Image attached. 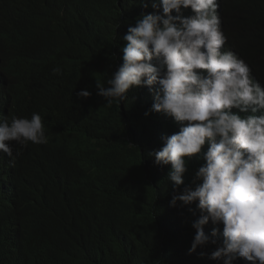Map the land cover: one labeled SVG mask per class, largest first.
<instances>
[{
  "label": "trees",
  "instance_id": "1",
  "mask_svg": "<svg viewBox=\"0 0 264 264\" xmlns=\"http://www.w3.org/2000/svg\"><path fill=\"white\" fill-rule=\"evenodd\" d=\"M222 7L228 44L264 85V0ZM144 9L141 0H0V114L11 105L39 113L48 139L20 148L14 166L0 162V264H223L210 259L216 245L189 254L197 217L169 206L171 165L148 155L165 131L178 132L175 120L145 115L146 88L110 107L97 95ZM81 90L92 95L80 100ZM197 156L185 184L203 164Z\"/></svg>",
  "mask_w": 264,
  "mask_h": 264
},
{
  "label": "clouds",
  "instance_id": "2",
  "mask_svg": "<svg viewBox=\"0 0 264 264\" xmlns=\"http://www.w3.org/2000/svg\"><path fill=\"white\" fill-rule=\"evenodd\" d=\"M141 2L144 13L123 36V62L107 86L97 80V95L110 107L114 100L125 101L131 88H146L153 103L145 115L175 120L178 132L165 131L160 150L148 155L158 166L171 165L169 206L187 207L197 217L189 254L211 244L212 260L264 264V85L230 45L222 51L227 39L222 2L221 21L217 0H154L150 7ZM53 74L61 79L63 71L56 66ZM91 95L76 93L80 100ZM29 142L48 143L40 114L19 113L12 105L2 109L0 162L14 166ZM196 154L203 164L185 184ZM206 225L213 228L211 236ZM219 235L222 242L213 239Z\"/></svg>",
  "mask_w": 264,
  "mask_h": 264
},
{
  "label": "bare ground",
  "instance_id": "3",
  "mask_svg": "<svg viewBox=\"0 0 264 264\" xmlns=\"http://www.w3.org/2000/svg\"><path fill=\"white\" fill-rule=\"evenodd\" d=\"M231 1H232L233 3H236L238 0H231ZM221 2H222V0H217V3H218V5H219L217 11H218V14H219V17H220V21H221V12H220V3H221ZM228 15H229L230 24H231V26H232V34H234V33L236 32V29H237V28L235 27V24H234V18H235V15H236V9H235L234 5H232V6L230 7V10H229V12H228ZM220 27H221V23H220ZM221 30H222V27H221ZM261 37H264V33H261ZM228 49H229V44H228V41H227V39H226V43H225V45L223 46L222 51H229ZM231 52L235 53V54L240 58L239 54H238L235 50H233V51H231ZM251 75H252V77H255L254 74H253L252 72H251ZM9 165H10V163H9Z\"/></svg>",
  "mask_w": 264,
  "mask_h": 264
},
{
  "label": "rangeland",
  "instance_id": "4",
  "mask_svg": "<svg viewBox=\"0 0 264 264\" xmlns=\"http://www.w3.org/2000/svg\"><path fill=\"white\" fill-rule=\"evenodd\" d=\"M148 132H149V130H148ZM148 132H147V133H148ZM158 141H160V137L158 138Z\"/></svg>",
  "mask_w": 264,
  "mask_h": 264
}]
</instances>
